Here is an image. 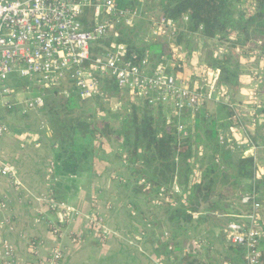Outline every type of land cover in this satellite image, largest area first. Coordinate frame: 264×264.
Instances as JSON below:
<instances>
[{
	"label": "trees",
	"instance_id": "16d2710c",
	"mask_svg": "<svg viewBox=\"0 0 264 264\" xmlns=\"http://www.w3.org/2000/svg\"><path fill=\"white\" fill-rule=\"evenodd\" d=\"M117 3L121 8L138 9L141 17H148L150 14L141 10L146 3L158 9L157 16L174 20L180 33L169 43L170 46L176 44L180 47V43L192 38L200 40L207 49L221 43L226 45L221 57L214 58L213 55L210 58L209 55V62H205H208L209 68L221 72L219 85L236 93H240L243 81L250 77L255 66L244 65L243 60L235 56L237 43L232 40V34H239L242 46L253 39L260 40V54L264 56V37L250 34L256 22H264V0H117ZM139 23L132 29L116 26L115 34L111 33L110 37L98 41L100 48L96 52L125 44L136 53V62L148 54L153 63L159 64L165 52L159 39H153L148 47L142 49L134 43L139 35L136 33ZM248 58L250 62L261 64L260 57H257L258 60L256 56ZM20 83L14 80V87L22 88ZM102 91L112 98L121 90L113 79L106 78ZM50 93L60 101L57 108L54 105L50 108V102L46 100L42 111L47 114V118L51 116L66 122V119L61 120L57 116L59 109L68 115H75L56 131L57 141L51 143V147L57 150L54 159L56 179L74 182L85 173L95 175L96 164L100 159L97 148L103 140L115 138L119 146L115 158L122 164L126 187L131 188L135 197L141 196L146 204L168 209L169 236L164 234L160 239L161 243L165 241L168 253L183 252L178 240L181 233L183 236L198 233L200 223L211 216L228 214L232 206L254 189L264 195V160H255L239 151L235 153L228 145L219 142L220 134L228 133L238 122L237 112L227 104L217 103L212 113L208 107L204 109L189 125L185 135L179 133L177 119H173L170 124L167 122L168 115L161 106L150 107L135 100L136 104L125 115L121 110H114L121 126L111 123L98 125L84 119V110L89 105L77 95L72 93L67 98L59 97L58 91ZM101 98H95L94 102L101 103ZM261 113L264 117V110ZM263 127L264 121L259 123L254 132L258 147L264 145V137L258 132ZM176 185L181 188V194L175 192ZM196 214L201 215L198 220L194 217ZM94 244L101 243L97 241ZM170 246H173L171 251ZM187 247L190 253L181 257L182 264L199 254L193 243ZM228 248L243 262L245 253L242 248L232 245ZM194 259L198 260L196 257ZM224 261L237 264L231 256Z\"/></svg>",
	"mask_w": 264,
	"mask_h": 264
},
{
	"label": "built area",
	"instance_id": "2783aa9c",
	"mask_svg": "<svg viewBox=\"0 0 264 264\" xmlns=\"http://www.w3.org/2000/svg\"><path fill=\"white\" fill-rule=\"evenodd\" d=\"M140 19L138 9L121 8L117 0H0V138L11 133V128L2 122L4 113L13 112L19 104L24 106L23 115L27 116L46 106L48 93L10 102L8 99L16 92L14 80H30L39 88L58 91L59 97L69 98L73 93L85 101L105 95L102 88L106 78L113 79L121 91L128 92L137 102L163 107L168 115L167 122L170 124L177 119L179 133L187 135L189 125L208 107L207 103L215 99L204 92V85L198 82L193 85L190 78L180 75L185 57L176 44L169 47L168 54L161 56L159 64L153 63L148 54L136 62V53L125 44L96 52L100 48L98 41L110 37L112 29L120 25L132 29ZM148 19L154 36L173 40L180 33L172 19L157 15H149ZM255 56L264 58L260 50ZM205 73L211 77L212 86L221 91L220 103L234 108L239 117L228 133L220 134V144L258 160L260 147L253 132L264 121L261 120L264 103L254 91L257 112L253 111L251 121H247L230 89L218 84L220 75L215 70ZM253 78L258 80H254L256 88L263 84V74L256 73ZM0 178H8L16 187H21L14 168L1 159ZM175 192H182L178 185ZM46 202L51 209H61L76 217L81 215L64 202L52 198ZM0 210L7 212L9 205L2 203ZM200 216L194 217L198 220ZM224 218L229 219L224 238L230 245L243 249V264H264V195L254 189L232 206ZM88 221L96 240L104 244L109 233L105 219L93 214ZM37 222H45L56 239L62 235L55 224L43 218ZM193 246L199 251L202 249L198 240L193 241ZM2 250L4 263L12 264L16 253L14 246L5 240ZM169 250H173V246ZM186 253H190L189 247L184 248ZM63 258V252L57 249L46 260L28 264H61Z\"/></svg>",
	"mask_w": 264,
	"mask_h": 264
},
{
	"label": "crops",
	"instance_id": "0c3cea01",
	"mask_svg": "<svg viewBox=\"0 0 264 264\" xmlns=\"http://www.w3.org/2000/svg\"><path fill=\"white\" fill-rule=\"evenodd\" d=\"M248 82L243 81L239 93L242 98H246L243 93L250 89ZM15 93L12 100L8 99L12 103L39 96L19 97ZM247 103L245 106H250ZM23 107L18 104L13 112H6L1 118L11 128V133L0 138V159L14 168L21 187H16L8 178H0V205H9L7 212L0 210V264H5L2 250L5 240L16 250L12 264L41 262L57 249L64 254L61 264L182 263L180 254L168 253L165 241L161 243L160 240L159 225L165 234L170 228L167 215L163 212L155 214L154 205L146 206L141 196L135 197L130 189H125L124 170L121 162L116 161L115 153L105 151L100 156L95 175L85 173L74 182H60L54 172L53 151L56 148H46L41 143L48 128L47 120L42 117L44 112L31 113L34 119L41 115L33 129L28 119H24L27 116L23 115ZM239 110L246 115L244 110ZM246 119L250 122V115ZM258 132L264 137V127ZM257 156L264 160V145L257 151ZM49 198L66 203L81 215L76 217L61 209H51L46 202ZM93 214L105 219L109 233L104 244H94L97 242L95 232L90 230L88 221ZM40 218L55 224L62 235L56 239L45 222H37ZM227 225L224 215L211 216L200 223L198 243L202 250L214 247V250L208 247L204 253L198 251V260L202 263H212L207 254L217 251L222 258L231 256L235 263L243 264L228 248L230 244L224 238ZM202 240L206 242L203 244ZM181 247L187 246L182 243ZM262 250L264 254V242Z\"/></svg>",
	"mask_w": 264,
	"mask_h": 264
},
{
	"label": "rangeland",
	"instance_id": "374dc122",
	"mask_svg": "<svg viewBox=\"0 0 264 264\" xmlns=\"http://www.w3.org/2000/svg\"><path fill=\"white\" fill-rule=\"evenodd\" d=\"M137 1V0H135ZM138 1H143V0H138ZM143 8H141L142 11L144 12H148V14L150 15H159L158 13V9L147 5L146 3H144L142 5ZM256 8V7H254ZM140 22V23H139ZM137 23V22H136ZM139 25L136 31V33H139L138 37L135 39L134 43L137 46V48H145L148 47L147 45H149V43L153 42V39H159L161 41V46L164 49V54H168L170 51V42H172V39L169 38H164V37H158V36H154V34H152L150 32V22L147 16L145 17H141V19L138 21ZM137 23V24H138ZM264 23V22H263ZM262 23V21H258L256 22L252 28H251V35L253 37L259 36V37H264V24ZM116 28L112 29V33H116ZM239 34L233 33L232 34V40L234 39V41H236L237 43V48L235 50V56L238 59H242L244 65H248L249 67L251 65L255 66L252 67L253 68V73L250 74V77L247 78L249 80L246 79L244 80L245 83H249L247 85L248 87H250L249 91L247 89L246 93H243V96L246 98H242L241 95L239 93H236L234 90H230L232 92L233 95V99L234 102L237 103V106L245 111V116L243 115L244 119L248 118V115H250V118L252 119V113L253 111H256L255 105H254V101L255 99H253V96H255L254 91L258 94L259 96V101H262L264 103V92L263 91V87H264V58L261 57L260 62L261 64L258 62V64L253 63L254 61L250 62V59L248 57H251L252 55H256V52H258L260 50V48L262 47V44H260V40H256L253 39L252 41L248 42L247 45L242 46L240 39L238 38ZM162 39V40H161ZM193 40H184L182 43H180V49L182 50L185 60H184V64L182 66V70H180V75L186 79L190 78L192 81L193 85H196L197 82L198 84L204 85V92H208V94L212 95V97H214L215 101H209L207 103L208 109H210V113L215 111V107L217 103H220V101L223 99L222 98V93L219 90V88L216 90V88H214L212 86L213 81H211V77H208V75L205 72H208L210 70H215L219 75H221V72L219 70L216 69H212L209 68L208 66V58L210 55V58L213 57L214 58L217 56L221 57L223 55V53L225 52L226 49V45L221 44H217L218 46L216 47H210L209 49H207V47L203 46V43L198 40V39H194ZM218 43V42H217ZM210 46V44H207V46ZM228 46V44H227ZM148 49V48H147ZM243 49V50H241ZM207 54V56H206ZM212 54V55H211ZM206 56V57H205ZM258 56H256L257 59ZM258 60V59H257ZM205 61H208L207 63ZM184 65H186V67H184ZM186 68V69H185ZM189 71H192L191 74L188 73ZM257 71V72H256ZM195 73V75H193ZM256 73L259 74H263V84L260 85L258 88H256V83L253 77L255 76ZM253 79V80H252ZM252 80V81H251ZM255 80V81H254ZM21 86L22 88H18V87H14V90L16 91L15 96H30V95H36V94H46L48 93V99L46 98V100H48V102H50V108H52L54 106H56L59 104L58 102L60 101L58 97H54L53 95H51L49 90H45L44 88H42L40 86V88L37 86V84L33 81L30 80H23L21 81ZM220 84V80L219 83ZM94 99H90V100H82L83 102H86V105H89L84 111H85V115H84V119L86 121L92 122V123H97L99 124H103V123H107L110 125V123L113 126H121V122L120 119L118 118V116L115 115L116 112H114V110L117 111V109L120 111H123V115H125V113H127V110L130 109L132 107V105L136 104V101L133 97H131V95H129L128 92L125 91H120V93L116 94L114 97L110 98L108 95H104L100 100L101 103L98 102H94ZM246 99V101H245ZM10 100H12V98H10ZM91 101V102H89ZM257 101V99H256ZM248 102L247 104H250L245 106V103ZM264 106V104H263ZM60 108V107H59ZM49 111V108H48ZM59 115L57 114V116L60 117L61 120L66 119L64 121L68 122L70 120L71 117L75 116V115H68V113H65L64 111H62L61 109L58 110ZM34 114V113H32ZM27 115L26 118L24 119H28L27 121H29L32 125H33V129H36L37 127V120L38 118L41 117V115L38 116L37 119H34L33 116ZM84 114V112H83ZM262 114V113H261ZM47 114L43 113L42 117H44L47 120V125L48 128L45 131V137L46 139L43 137L42 138V146H46V148H52L51 147V143L54 144L57 139H56V134H57V130H59L60 128H62L64 126V124H66V122H60V120H57L54 117L48 116V118L46 117ZM50 115V114H49ZM36 116V115H34ZM77 116V115H76ZM240 116V115H239ZM237 118H239L237 116ZM247 120V119H246ZM261 120H263V118H261ZM248 121V120H247ZM35 126V127H34ZM55 131V132H54ZM61 131V130H60ZM44 132V130H43ZM55 133V135H54ZM62 133V132H61ZM49 141V142H47ZM96 145L99 146V143H97ZM119 146L117 144V140L115 138L111 139V140H103L102 144H100V147H98V155L99 156H103L105 154V151H112L113 153H117ZM54 154L56 155V151H53ZM55 159V157H54ZM121 182H123V179H121ZM125 189H131L129 187L125 188ZM146 206H149L148 204ZM156 208V209H155ZM161 207H157L154 206V213L156 214L157 212H163L165 215H167V207H163L161 209H159ZM224 208H226L224 206ZM224 210V209H223ZM227 210V209H226ZM225 212V210L223 211ZM226 213V212H225ZM162 226L159 225V232L162 233V235H164L165 233L162 232ZM167 233H169L167 231ZM180 239L178 238V240L180 241V244L184 243V246H188V244L193 243V241H197L198 240V233H194V234H189L187 233V235L185 234L183 236V234L181 233L180 235ZM209 247V246H208ZM208 247H206L204 249V251H206V249H208ZM210 250H214V247L210 248ZM184 251V248H183ZM204 251L201 249V253H204ZM199 252V253H200ZM208 252V251H207ZM206 252V253H207ZM212 253V254H211ZM219 253V255H218ZM217 251H209L208 255L207 254V259L209 260V256H211V262L212 263H208V264H224L225 258H222L220 252ZM182 257L183 255H187L184 254V252L180 253ZM194 257L198 258V253L189 258L188 260H186L183 264H204L202 263L200 260H195ZM178 264H182L181 262H179Z\"/></svg>",
	"mask_w": 264,
	"mask_h": 264
}]
</instances>
